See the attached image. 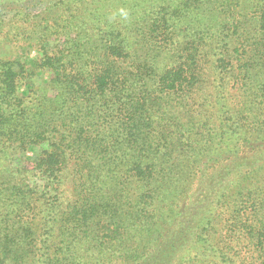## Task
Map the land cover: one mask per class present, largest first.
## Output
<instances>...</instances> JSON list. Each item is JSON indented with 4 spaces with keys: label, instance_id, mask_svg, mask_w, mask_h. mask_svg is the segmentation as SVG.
Returning <instances> with one entry per match:
<instances>
[{
    "label": "trees",
    "instance_id": "16d2710c",
    "mask_svg": "<svg viewBox=\"0 0 264 264\" xmlns=\"http://www.w3.org/2000/svg\"><path fill=\"white\" fill-rule=\"evenodd\" d=\"M0 46V264H264V0H0Z\"/></svg>",
    "mask_w": 264,
    "mask_h": 264
},
{
    "label": "rangeland",
    "instance_id": "374dc122",
    "mask_svg": "<svg viewBox=\"0 0 264 264\" xmlns=\"http://www.w3.org/2000/svg\"><path fill=\"white\" fill-rule=\"evenodd\" d=\"M34 53L31 51L30 56H33ZM22 57V53L18 48H13L9 46H0V59L3 60H14L15 58ZM50 79L49 74H38L36 75L32 82L35 86H44V84Z\"/></svg>",
    "mask_w": 264,
    "mask_h": 264
}]
</instances>
